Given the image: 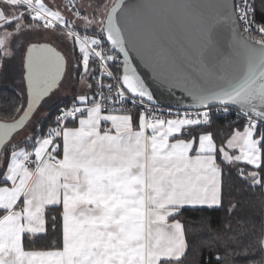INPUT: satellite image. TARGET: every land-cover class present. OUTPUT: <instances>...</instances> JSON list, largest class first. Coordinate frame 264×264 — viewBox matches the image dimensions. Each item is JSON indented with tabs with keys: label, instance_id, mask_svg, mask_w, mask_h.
Here are the masks:
<instances>
[{
	"label": "snow or ice",
	"instance_id": "6c2138e0",
	"mask_svg": "<svg viewBox=\"0 0 264 264\" xmlns=\"http://www.w3.org/2000/svg\"><path fill=\"white\" fill-rule=\"evenodd\" d=\"M9 67L0 264H264V0H0Z\"/></svg>",
	"mask_w": 264,
	"mask_h": 264
},
{
	"label": "trees",
	"instance_id": "16d2710c",
	"mask_svg": "<svg viewBox=\"0 0 264 264\" xmlns=\"http://www.w3.org/2000/svg\"><path fill=\"white\" fill-rule=\"evenodd\" d=\"M260 18L261 16L258 11L257 19L259 20ZM18 98L19 96H18L17 87L16 88L7 87V86L0 87V111H4L10 108L14 103V101H16ZM69 98L70 97L62 99L58 104L62 105L63 103L67 102ZM57 105H55L54 107L51 108L50 111H48V113L52 114L51 117L45 116L44 119H42V121H44L45 119L54 118L55 112L58 110L56 107ZM226 123L227 122L222 118L217 119L214 124V130L217 132L221 131L223 128L226 127ZM248 195H250L252 199L248 203L242 205L243 211L238 214L244 218L251 217L253 220L259 222L261 218V214H264V207L261 206V203L256 194L249 193ZM222 215H223L222 212H212L211 210L205 211L203 213L200 212L193 213L191 211H187L185 212V219L191 220L193 218H199L200 216H205L213 220V226H217L219 223L217 217H220ZM192 242H193V237L190 234L189 236L190 245L192 244ZM42 246H43V242H37L36 245L37 248ZM212 259H215L214 255ZM208 260H209V253L207 248L203 249L202 254H196L194 249L190 247L188 251V255L186 256V258H184V264H208Z\"/></svg>",
	"mask_w": 264,
	"mask_h": 264
},
{
	"label": "rangeland",
	"instance_id": "374dc122",
	"mask_svg": "<svg viewBox=\"0 0 264 264\" xmlns=\"http://www.w3.org/2000/svg\"><path fill=\"white\" fill-rule=\"evenodd\" d=\"M7 86V87H17L18 88V82L16 79V73L15 71L9 67L5 69V76L4 78H0V87ZM66 94H71V91L66 88L65 90L61 91L58 95L57 98H54L49 105L46 106V112L51 110L52 107L57 105L64 97ZM45 113H41L37 119L42 121L45 117Z\"/></svg>",
	"mask_w": 264,
	"mask_h": 264
},
{
	"label": "water",
	"instance_id": "95a60500",
	"mask_svg": "<svg viewBox=\"0 0 264 264\" xmlns=\"http://www.w3.org/2000/svg\"><path fill=\"white\" fill-rule=\"evenodd\" d=\"M135 64L137 67H139V61L138 60L135 61ZM140 71L143 74L144 78L148 81V83L151 87V90L154 92V94H155V96L159 102V105L160 106L171 105V106L175 107L173 101H171L168 98V95L166 92H163L161 89H159V88H157L151 84L150 74L147 72V70L141 68ZM177 95H179V93H177Z\"/></svg>",
	"mask_w": 264,
	"mask_h": 264
},
{
	"label": "crops",
	"instance_id": "0c3cea01",
	"mask_svg": "<svg viewBox=\"0 0 264 264\" xmlns=\"http://www.w3.org/2000/svg\"><path fill=\"white\" fill-rule=\"evenodd\" d=\"M68 97H70V94H66L64 98H68ZM64 98H63V99H64Z\"/></svg>",
	"mask_w": 264,
	"mask_h": 264
}]
</instances>
